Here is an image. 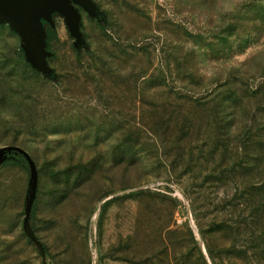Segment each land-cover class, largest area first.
<instances>
[{
	"label": "rangeland",
	"instance_id": "1",
	"mask_svg": "<svg viewBox=\"0 0 264 264\" xmlns=\"http://www.w3.org/2000/svg\"><path fill=\"white\" fill-rule=\"evenodd\" d=\"M37 21L0 13V264H264V0Z\"/></svg>",
	"mask_w": 264,
	"mask_h": 264
},
{
	"label": "crops",
	"instance_id": "2",
	"mask_svg": "<svg viewBox=\"0 0 264 264\" xmlns=\"http://www.w3.org/2000/svg\"><path fill=\"white\" fill-rule=\"evenodd\" d=\"M66 0H0V9L18 16L20 22L37 23V18L46 9L64 6Z\"/></svg>",
	"mask_w": 264,
	"mask_h": 264
},
{
	"label": "water",
	"instance_id": "3",
	"mask_svg": "<svg viewBox=\"0 0 264 264\" xmlns=\"http://www.w3.org/2000/svg\"><path fill=\"white\" fill-rule=\"evenodd\" d=\"M66 3H67V0L65 2L64 6H59L58 9L65 8L66 7ZM47 10H50V9H46L45 11H47ZM0 13H2L3 15H5L6 17L10 18L11 20H13L14 23L19 24L20 25V28H22L24 31H26V32H34L36 34L39 33L38 32L39 31L38 21H37V23H33L29 19V22H27V23L20 22L18 16H16L14 13H9L7 10H2V9H0ZM37 20H38V18H37ZM39 37L40 36H37V40L39 39Z\"/></svg>",
	"mask_w": 264,
	"mask_h": 264
},
{
	"label": "trees",
	"instance_id": "4",
	"mask_svg": "<svg viewBox=\"0 0 264 264\" xmlns=\"http://www.w3.org/2000/svg\"><path fill=\"white\" fill-rule=\"evenodd\" d=\"M7 158H9V161H13L15 164L20 165L24 169L29 168V163L26 159V157L17 151H12L7 153Z\"/></svg>",
	"mask_w": 264,
	"mask_h": 264
}]
</instances>
